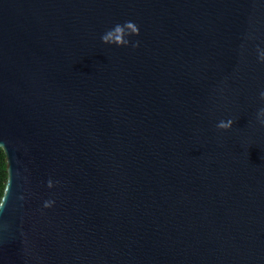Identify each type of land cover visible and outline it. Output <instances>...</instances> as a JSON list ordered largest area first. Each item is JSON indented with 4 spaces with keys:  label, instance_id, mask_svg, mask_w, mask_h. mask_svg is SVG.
<instances>
[{
    "label": "water",
    "instance_id": "95a60500",
    "mask_svg": "<svg viewBox=\"0 0 264 264\" xmlns=\"http://www.w3.org/2000/svg\"><path fill=\"white\" fill-rule=\"evenodd\" d=\"M261 52L264 0H0V264H264Z\"/></svg>",
    "mask_w": 264,
    "mask_h": 264
},
{
    "label": "clouds",
    "instance_id": "9594fccd",
    "mask_svg": "<svg viewBox=\"0 0 264 264\" xmlns=\"http://www.w3.org/2000/svg\"><path fill=\"white\" fill-rule=\"evenodd\" d=\"M139 27L133 21H125L123 24H116L112 29H109L101 36L102 43L105 45H114L116 47H127L130 43V37L139 36ZM133 48L139 47V42L132 44ZM260 59L264 62V52L260 53ZM261 99H264V93H261ZM257 119L260 124L264 126V109L260 110ZM233 122L228 120L227 122L221 121L217 127L219 130L227 131L231 129ZM48 187H52V182L49 181ZM52 206V202H46L44 207L49 208ZM2 207V205H0Z\"/></svg>",
    "mask_w": 264,
    "mask_h": 264
},
{
    "label": "trees",
    "instance_id": "16d2710c",
    "mask_svg": "<svg viewBox=\"0 0 264 264\" xmlns=\"http://www.w3.org/2000/svg\"><path fill=\"white\" fill-rule=\"evenodd\" d=\"M6 164H5V156L3 152L0 150V199L3 194L5 180H6Z\"/></svg>",
    "mask_w": 264,
    "mask_h": 264
}]
</instances>
